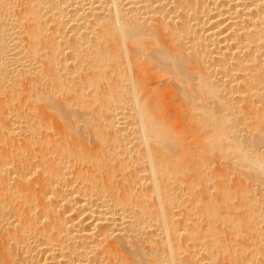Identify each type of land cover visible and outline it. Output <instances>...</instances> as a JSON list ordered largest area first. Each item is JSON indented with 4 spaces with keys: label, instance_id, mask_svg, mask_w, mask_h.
<instances>
[{
    "label": "bare ground",
    "instance_id": "6f19581e",
    "mask_svg": "<svg viewBox=\"0 0 264 264\" xmlns=\"http://www.w3.org/2000/svg\"><path fill=\"white\" fill-rule=\"evenodd\" d=\"M17 1L0 0V264H200L198 259H193L199 249L206 252L209 264H246L247 261L264 264V0H210V5L213 4L210 7L207 0L183 1L182 9L187 7L189 12L194 14L198 10L201 14L197 18L198 12L195 13L194 24L204 25L214 20L212 17H220L203 28L206 37L202 43L191 49L187 46L190 51L181 45L178 48L175 44L172 48L163 45L159 38L160 31H164L160 28L167 23L161 18L167 17L162 12L163 4L157 7L162 10H156L158 13L153 15L154 22H158L157 15L164 23L153 25L142 19L144 7L152 3L150 0L149 4L147 0H137L142 5L134 0H25L30 3L19 14ZM129 2L133 6L130 11L129 6L125 7L127 13L123 5ZM169 3L175 9L179 5L176 1ZM210 9L215 10L213 14H208ZM90 16L101 27L94 39L80 31L92 32L86 25L92 23L87 21ZM193 17H179L181 24L174 25L171 31L174 38L189 33L197 41L200 35L195 34L199 31L190 22ZM21 18L30 22L22 30L19 29ZM79 20L83 23L75 25ZM222 21L226 22L219 27ZM48 22L53 25L49 24L52 27L48 34L52 30V35L47 37ZM69 22H76L72 27L74 37L66 41L65 27ZM227 28L230 31L226 34ZM72 30L69 32L73 34ZM21 31L26 33V39L20 37ZM60 38L64 39L63 46L58 41ZM64 48L65 52L69 48L75 56L81 52L92 55L88 63L85 61L86 67L83 63V68L89 69L87 73L80 69L82 59L81 62L71 59L75 62L69 67L70 60L65 56L60 58ZM121 52L124 62L119 60ZM213 53L219 56L208 63ZM40 56L45 60L40 61ZM211 66L216 68L218 78L214 77ZM76 70L79 82L71 83L72 88L65 80ZM122 70L127 74V83L123 81ZM66 88L67 96L68 89L75 91L74 103L70 97V102L67 97L60 98ZM164 92L172 99L171 94L179 95L181 101L177 96L175 101L178 99L177 103L181 104L173 105L177 115L182 111V119L173 122L167 118L175 114L173 107L167 111L174 113L164 114L169 98ZM234 92L240 93V97H235ZM240 100L246 105H240ZM169 101L173 100L169 98ZM72 105L79 110L75 112ZM249 113L251 121H248ZM118 114L133 119L129 122L126 117L127 126L132 125L127 133ZM77 123L82 124L81 131L82 126L86 127L89 140L82 136L85 129L80 135ZM131 133L136 144L144 146L142 150L137 145L142 151L137 147L130 150L132 153L138 150L136 157L131 152L132 157L128 156V149L134 146L124 149L125 143H120L124 134ZM127 136L122 141L132 142V137L128 140ZM109 152L113 153V159L123 154L131 161L125 164L119 158L113 164ZM142 158L147 163L148 171L142 168L148 172L146 179L152 189V192L144 191L147 195L140 191L141 194L132 193L135 185H130L134 177H139L141 168L135 165ZM212 162L218 165H214L219 169L215 173L220 177L227 180L232 175L236 180L230 186L238 200L236 208H242L239 215L235 213L236 217L229 215L231 208L230 213L225 211L229 216H222L220 211V207L228 206L229 186H217L220 189L217 193L213 191L214 197L208 194L207 180L219 178L209 173ZM131 163H135L131 166L134 165L132 178L127 175L129 171L119 177L129 183H120L121 179L115 183L116 175ZM185 171H191L197 180L193 179L194 183L187 179L192 181L190 184L182 181L186 183L182 187L183 190L186 187L184 194L200 195L198 201H203L199 214L206 224L198 231L199 237H196L198 229L187 228V223L183 226V221L188 219L185 215L182 225H178L179 216L174 211L180 208L178 199L183 193L177 197L173 179L180 180L183 176L179 175ZM139 178L133 182L143 186L145 183ZM149 192L154 193L156 200L149 197ZM145 196L153 199L154 211L150 210ZM180 200L181 204L190 201ZM190 206L191 203L184 206V211L189 207L192 213L197 205ZM154 226H159L161 240L155 238L159 234L156 235L158 227ZM222 231L229 235L233 232L239 239L248 237L249 245L231 251L228 241L224 243ZM196 238L202 240L197 243L195 240L191 246H197L198 251H193V256L189 252L188 256L182 255L185 241L190 244ZM221 249L226 252L222 255L223 262L222 258L217 259Z\"/></svg>",
    "mask_w": 264,
    "mask_h": 264
},
{
    "label": "rangeland",
    "instance_id": "374dc122",
    "mask_svg": "<svg viewBox=\"0 0 264 264\" xmlns=\"http://www.w3.org/2000/svg\"><path fill=\"white\" fill-rule=\"evenodd\" d=\"M28 1H29V0H28ZM28 1H27V2H26L25 0H24V1H22V0H18V1H17V3L19 2V3L17 4L18 6L16 5V10H19V11H17L18 14H19V12H20L24 7H26V6L28 5V3H30V2H28ZM139 1H140V0H139ZM139 1H137V0L135 1V0H134V3L136 2L137 5H142L143 2H139ZM154 1H155V3L153 4ZM159 1H160V0H159ZM159 1H158V0H150V2H152V3H150L149 0H147L148 4L150 3V5H147V6L144 7V9H145L144 12H145V14L143 13V11H142L143 8H142V9H141V14L143 13V14H142L143 18H142V19H146V21L148 20L149 22L151 21L152 23H150V24H153V25L159 24V23H161V22L164 23L165 21L167 22V23H166V27H164V25H163V26L160 28V30H161V29H164V31L161 30V31H160V34H161V35H159V38H160V39L162 38L161 41H162L163 45L166 43L165 45H166L167 47H169V46L171 45V46H170L171 48L174 47V46H176L175 48H178V47L181 45V46L184 48V50H185V48H186L185 51H190V49H191L192 46H193V47H196L197 43H202V41L205 40V37H206V36H204V35H205V32L203 31V28L206 27L211 21H214V20L220 18V17H218V16H215L216 18H215V17H212V19H214V20H211V19H210V20H209L210 22H207V23H205L204 25L202 24V22H200V23L198 22V23H196V24H198V25H196V24H194L195 22H197V21L195 20V19H196V16L198 15L197 18H200V17H201V14H200V12H198V10H197L196 12H194V14L191 13V12H189V11H191V10L188 9L187 7L185 8V5H186L185 3H184L185 5L183 6V8H185V9H182V7H181V6L183 5L182 2H183V1L185 2V0H161L160 3H159ZM162 1H163V2H162ZM169 1H170V2H171V1H172V2H173V1H176V5H177V4H179V5H178V6L176 7V9H175V7H173L172 4L169 3ZM187 1H188V0H187ZM189 1H190V0H189ZM189 1H188V2H189ZM191 1H192V0H191ZM207 1H208V2H207ZM207 1H206V4H208V3L210 2V0H207ZM21 2H22V3H21ZM24 2H25V3H24ZM147 2H146V4H147ZM165 2H166V3H165ZM167 2H168L169 4H168ZM20 3H21L22 5H21ZM23 3H24V4H23ZM136 3H135V4H136ZM180 3H181V4H180ZM25 4H26V5H25ZM129 4H130V5H129ZM143 4H144V3H143ZM161 4H163V6H162V9H163V10H162V9H159V10H162V12L166 14V16H167L166 18L168 19V18L170 17V19L167 20V19L165 18L164 15L161 16L162 12H159L161 18L164 19L165 21H162V20L159 21V20H160V17L158 18L157 15H156L155 18L157 19V21H158L159 23H158V22H154V15L158 13V12H156V10L159 11L158 8L161 7ZM165 4H166V6L164 7ZM174 4H175V2H174ZM174 4H173V5H174ZM210 4H211V3L208 4V5H209L208 7H210V6L213 5V4H212V5H210ZM180 5H181V6H180ZM21 6H22V7H21ZM123 6H124V10H125V12L129 13V11H130V9H131L130 7H132L133 5L129 2V3H126V4L123 5ZM128 6H129V9H128L129 11L125 9V7L127 8ZM150 6H151L152 9L154 8V10H155L154 13H153L152 9L150 8ZM168 6L172 7L173 9H172V8L170 9V7H168ZM174 6H175V5H174ZM179 6H180L181 8H178ZM157 7H158V8H157ZM163 7H164V8H163ZM166 7H167L168 9H166ZM19 8H20V9H19ZM67 8L70 9L71 7H68V6H67L66 9H67ZM146 8H147V9H146ZM148 8H149V9H148ZM69 9H68V12L70 13L71 11H69ZM108 9H109V6H107V11H108ZM164 9H165L166 11H165ZM177 9H179L180 12H179V10H177ZM186 9H187V10H186ZM70 10H71V9H70ZM149 10H151V12H152L151 14H150V12H147V11H149ZM168 10H169V11H168ZM172 10H174V12H175V10H176V13L174 14V12H173ZM209 11H210V12H209ZM214 11H215L214 9H212V10L210 9V10H208V14H213ZM170 12H173V14L170 13ZM183 12H184V13H183ZM197 12H198V14H197ZM96 13H97V12H96ZM179 13H180V15H178ZM185 13H186V14H185ZM188 13H190L191 15L188 14ZM195 13H196L197 15H196ZM153 14H154V15H153ZM192 14H193V15H192ZM148 15H149V16H148ZM169 15H170V16H169ZM176 15H177V16H176ZM186 15H187V16H195V17L192 18V20H190V22L193 21V24H194V25H193V28H195V29L197 30V32L199 31V33H195V34H198V35L202 36V37L199 36V38H197V41H199V42H197L196 40L193 39L194 34L191 35V34L188 33L189 35L186 34L187 37L184 36L185 34L182 35L183 37H182V36H179V37L176 38V36H175V38H176V39H175V38H174V34H172V32H171V31H173L172 28H173L174 25L176 26L177 23H178V25L181 24L180 22H182V19L179 20V17L181 18L182 16H186ZM48 16H49V15H46V17H48ZM144 16H146L147 18L144 17ZM171 16L173 17V19H172ZM178 16H179V17H178ZM148 17H149V18H148ZM163 17H164V18H163ZM174 17H176V18L178 17V18H177V19H176V18L174 19ZM158 19H159V20H158ZM177 20H178V21H177ZM199 20H200V19H199ZM87 21L92 22V23H90V24H89V23H86V25H87L89 28L92 29V32H90V33H89V32L86 33V31H85L84 29H83V30L81 29L80 31H81V33H83V32L85 33V34L83 33L85 37H86V35H88V36H87L88 38H92V39H94V37H95V33H96V30L101 29V27H100V25L95 24V20L92 18V16L87 17ZM155 21H156V20H155ZM172 21H173V22H172ZM176 21H177V22H176ZM179 21H180V22H179ZM22 22H23V23H22ZM27 22H28V23H27ZM80 22H81V23H80ZM174 22H176V23H174ZM225 22H226V21H225ZM225 22H224V23H225ZM29 23H30V22L28 21V19H26V18H25V19L21 18V23H20L21 28L19 27V29L22 30L24 27H27ZM75 23H76V22H69L68 24H66L67 26H66L65 28L68 29V30H65V35L67 36V37H65V40H66V39L69 40V39H72V38L74 37V29L72 30V27H73V24H75ZM82 23H83V21H82V20H81V21L79 20V22L77 21V23H76L75 25H81ZM146 23H148V22H146ZM169 23H170V24H169ZM224 23H223V21H222V23L220 24L219 27L223 26ZM23 24H25V25H23ZM49 24H50V25H53L52 22H50V23L48 22L47 30H46V32H45L46 36H47V34L49 33V30H50L51 27H52V26H50ZM71 24H72V25H71ZM91 24H92V25H91ZM68 25H69V26H68ZM75 25H74V26H75ZM195 25H196V27H195ZM22 27H23V28H22ZM48 27H49V28H48ZM69 27H70L71 29H70ZM163 27H164V28H163ZM199 27H200V28H199ZM48 29H49V30H48ZM170 29H171V30H170ZM199 29H200V30H199ZM228 29H229V30H228ZM70 30L73 31V34L69 32ZM89 30H90V29H89ZM168 30H170V31H168ZM201 30H202V31H201ZM72 31H71V32H72ZM200 31H201V32H200ZM227 31H230V28H227V29H226V34L228 33ZM51 32H52V30L50 31V35L48 34L49 36L52 35ZM224 32H225V31H224ZM224 32H223V34H225ZM91 33H92V34H91ZM163 33H164V34H163ZM21 36L25 37V39H26V33H24V32L21 31V35H20V37H21ZM47 37H48V36H47ZM185 37H186V40H185ZM191 37H192V38H191ZM178 38H180V39H178ZM182 38H184V40H183ZM200 38H201V39H200ZM160 39H159V40H160ZM165 39H166V40H165ZM168 39H169V40H168ZM170 39H171V40H170ZM198 39H199V40H198ZM203 39H204V40H203ZM62 40H63V41H62ZM67 40H66V41H67ZM189 40H190V42H189ZM192 40H193V42H192ZM58 41H59L60 45H62V46L64 45V39L60 38V39H58ZM165 41H166V42H165ZM174 41H175L176 43H175ZM186 41H187L188 43H185ZM21 42H22V43L24 42V43H23L24 45L27 44V43L25 44L24 39H22ZM61 42H63V44H61ZM167 42H168V43H167ZM191 42H192V43H191ZM184 43H185V47H184ZM174 44H175V45H174ZM165 45H164V46H165ZM173 45H174V46H173ZM194 45H195V46H194ZM187 46H188L190 49H188ZM83 47H85V46H83ZM170 47H169V48H170ZM187 49H188V50H187ZM64 50H65V48L63 49V51H62V53H61L62 56H61V57L59 56V57H60V58H62L63 56L67 57V61L70 60L69 63H67V65H68L69 67H70L71 65L73 66V63L75 62V61H72L71 59H74V60H76V61H79V60L82 59V62L79 61V62H81V65H80V69H81V68H83L84 64H85V67H86V63H88L89 60H90V58H92V55H89V53H87V55H83V53L81 52L82 54L80 53V54H78V55L75 56V55H74V52H72L69 48L66 49L67 52H65ZM84 51H86V49H84ZM224 51H225V50H224ZM63 52H64V53H63ZM68 52L70 53V55H69ZM225 52H228V50L226 49ZM66 53H68V54H66ZM65 54H66V55H65ZM216 55H218V54H214V53H213V56H212V55L210 56L211 59L208 57L207 62H208V63H212V62H214V61H215V58L217 57ZM71 56H72V57H71ZM121 56H122V57H121ZM218 56H219V55H218ZM86 57H87V58H86ZM123 57H124V56H123V53L121 52V53H120V59H119L120 62H122V61L124 62L125 59H123ZM212 57H213V58H212ZM37 58H38L37 60H39V56H37ZM68 58H69V59H68ZM84 59H85V60H84ZM88 59H89V60H88ZM121 59H122V61H121ZM209 59H210L211 62L209 61ZM44 60H45V57H44V56H43V57L40 56V61H44ZM83 61H84V62H83ZM85 61H86V63H85ZM83 63H84V64H83ZM72 66H71V67H72ZM122 67H124V66L122 65ZM124 68H125V67H124ZM124 68H123V70H125L126 72H128V71H127V68H126V69H124ZM210 68H211V69L214 68L212 73L214 74V77H215V78H218V77H217L218 74H217L216 71H215L216 68H215L214 66H213V67L211 66ZM84 69H85V70H84ZM106 69L108 70V68H106ZM83 70L85 71V72H83V74H84V73H87V71H88L89 69H88V68H83ZM83 70H79V71L82 73ZM123 70H122V71H123ZM137 70H140V69L138 68ZM76 71H77V72H76ZM76 71H74V74H72V73H71V75L69 74V75H68L69 78H68V76H66L67 79L65 80V82L68 84L69 87L72 85L71 87L73 88V84H71V83H78V82H79V80H78V76H76V75H79V72H78V70H76ZM125 71H123V72H124V73H123V74H124V76H123L124 80H123V81H124V83H127V81L125 80V79H127V76H126L127 74H126ZM214 71H215V72H214ZM246 71H247V70H246ZM61 72H63V71H61ZM77 73H78V74H77ZM215 73H216V74H215ZM238 74H243V72H242V73H241V72H238ZM73 75H74V76H73ZM112 75L114 76L113 73H111V76H112ZM72 77H73L74 79H73ZM70 78H72V79H71V82L69 83ZM237 80H238V79H237ZM75 81H76V82H75ZM180 81H181V80H180ZM238 81H239V80H238ZM178 82H179V80H178ZM236 82H237V81H236ZM238 83H239V82H238ZM180 84H184V83L181 81ZM233 84H234V86H236V87L239 85V84L237 85V83H233ZM240 85H242V84L240 83ZM238 87H239V86H238ZM63 90H64V89H63ZM63 90H62V92H63ZM69 90H70V91H69ZM88 90H89V88H88V89H85V92L88 91ZM62 92H61V94L59 95L60 98L63 97V99H64V97H67V98H66L67 101L71 98L72 101L69 100V102L71 101V103H74L73 101L76 100V99L74 100V99L72 98V97L75 95V91H74V90L68 89V92H70V93H68V94H69L68 96H67V88L64 90V93L66 92V95L63 96V95H62V94H63ZM73 92H74V94H73ZM83 93H84V92H83ZM236 93H237V94H236ZM162 94H163V95H166L165 92L162 93ZM71 95H72V96H71ZM171 95H173V98H174V99H172V96H170V95H168V94H167L166 96H168L171 100H173V101L176 102V103H174L173 101H171V102H172V103H171V102L169 101V98H168V101H167L168 104L166 105V107H164V114H165V113L167 114V112H169V113L167 114V115H169V114H171V113H174L173 111H175V114H174L173 116H171V115H172V114H171L169 117H167L168 119H170V121L175 122L176 119H177V120H179V118L182 119V111L179 112V115H177V114H178V113H177L178 111H177L176 108H175V106H178L177 104H181V103H179V102L177 103V101H178V99H179V95H178L177 93H176L175 97H174V94H171ZM233 95H234L235 97H237V96L240 97V93H238V92H234ZM236 95H237V96H236ZM176 96L178 97L177 101H175ZM68 97H70V98L68 99ZM75 98H76V96H75ZM166 98H167V97H166ZM163 99H164V97H163ZM180 99H181V98H180ZM180 99H179V101H181ZM164 101H165V100H164ZM240 101H241L240 105H242V104H243V106L246 105L245 102H244V100H243V101L240 100ZM169 102H170V103H169ZM173 104H174L175 106H174ZM238 104H239V102H238ZM182 105H183V104H182ZM182 105H180V106H182ZM72 106H73L74 108H76V109L73 108L75 112H77V111L79 110V109H78L77 107H75L74 105H72ZM72 106H71V107H72ZM167 107H169V108L166 109ZM172 107H173L174 110L172 109ZM73 109H72V110H73ZM77 109H78V110H77ZM169 109H171V110H173V111H172V112H171V111H167V110H169ZM165 110H166V111H165ZM162 111H163V109H162ZM170 112H171V113H170ZM162 113H163V112H162ZM167 115H166V116H167ZM117 116L119 117V122H121L122 125H123V123H124L123 126H124L125 129H126V130H124V131L127 133V132H128V131H127V130H128V127L132 126L131 124H130V126H127V125H128L127 122H128V120L130 119V117L126 116V117L129 118V119H127L126 117H125V118H124V117L122 118V116H121L120 114H118ZM120 116H121V117H120ZM178 116H179V117H178ZM248 116H249V118H248L249 120H248V119H246V120L251 121V120H252V114L249 113ZM121 118L124 119V120L122 121ZM131 118H133V117L131 116ZM171 118H172V119H171ZM174 119H175V120H174ZM125 121H127V122H125ZM130 121H133V119H132V120L130 119L129 122H130ZM122 122H123V123H122ZM77 124H78L77 127L79 128V130H78V128H77V130L79 131L80 135H82L83 131L85 132V130H86L85 128H86V127L84 128V126H82V127H83V131H81L82 128H81V130H80V127H79V126H81L82 124H79V123H77ZM133 125H134V124H133ZM119 126H120V123H119L118 127H119ZM240 126H241V125H240ZM126 127H127V128H126ZM133 127H134V126H133ZM133 127H132L131 129H136V128H133ZM120 128H122V126H121ZM84 129H85V130H84ZM131 129H130V130H131ZM243 130H244V129H242V132H243ZM244 131H245V130H244ZM87 132H88V131L86 130L85 133H87ZM125 132H124V133H125ZM85 133H83L82 136H85V137L88 138V140H89V132H88V134H86V135H85ZM118 136H119V135H118ZM124 136H127V135L124 134ZM124 136H123L122 139L125 138ZM130 136H131V137L133 136L132 133H131ZM130 136H127V137H128V140H129ZM118 138H121V137L119 136ZM133 138H134V137H132V142L130 141L131 139L129 140V142H131V145L129 144L128 141H125V140L122 141V139H120V140H121V142H120L121 144H122V142H123V144L125 143L124 146H123L124 149H128V145H129L130 147H131V146H134V147H132V148H134V149H132V148H131V149H128V150H129V154H130V152H131L130 150L134 151V150H136V149L138 148L137 145H139V147H140V148H143L142 150H144V146H143V145H140V143L136 144L137 140H136V142H135V140H133ZM125 139L127 140V138H125ZM133 141H134V142H133ZM126 142H128V143H126ZM125 146H126V148H125ZM130 147H129V148H130ZM136 147H137V148H136ZM119 149H120V148H118V150H119ZM120 150H122V149H120ZM138 150H141V149L138 148ZM138 150H137V152H135V153H132V152H131V154H132V155H134V154L136 155V154L138 153ZM142 150H141V151H142ZM141 151H140L139 154H141ZM109 153L111 154V152H109ZM129 154H128V156L132 157L131 154H130V155H129ZM135 155H134V156H135ZM137 155H138V154H137ZM111 156H112V159H113V153L111 154ZM125 156H126V155H125ZM125 156L122 154V155H120V156H118V157H115L111 162H112L113 164H116V163H118V160H119V158H120V161L122 160L123 163L126 162L125 164H128L127 162L131 161V159H129V160H128V158L125 159V158H126ZM134 156H133V157H134ZM124 157H125V158H124ZM135 157H136V156H135ZM123 158H124V160H123ZM142 160H143V158L141 159V162L139 161V162H140V165H139V162H137L135 166H136L137 169L141 168V169H139V171L143 173V176L140 175V174H142V173L138 172L139 177H141V178H139V177H134V179H132V181L130 182V185H131V186H132V185H133V186L135 185V187L132 186L134 189L131 190V191H132V193H136V194H141V193L144 192V191H145L146 193H148L149 190L152 192L151 186L149 185V184H150V183H149L150 181H149V179H146V177L148 178V176H147V174H148V172H147V171H148V169H147V163H146L145 161H142ZM141 163H142V164H141ZM132 164H135V163H131V164H129L130 166H129V165H126V169H125V167L122 168V170H121V171H123L122 175H120V173H121L120 170H119V171H120L119 173H118V170H116L115 175H116V173H118V174L116 175V178H114L115 183H119L118 180L121 179V178L124 176L125 173H128V171H129V173H128L127 175H129V176H128L129 179L132 178V176H130V175L133 174V173L130 174V172L134 171V170H133L134 165H133V167H131ZM137 165H138V166H137ZM144 165H145V166H144ZM210 165H211L213 168H212ZM214 165H216V166L218 167V165H217L215 162H212V163L209 164L210 167L208 166V167H209L208 169H209L210 171L206 169L207 167H205V166L202 167L205 171H209L210 174H211V172H213L212 174H215V175L217 174L216 177L219 176V178H214V177H213V178L207 180V182H206L207 190L209 189V191H208L209 193H208L207 191H206V192H207L208 194H212L211 196H213V191H214L215 193H217V192L219 191L220 188L217 189V186H218V187H219L220 185L224 186V184H225V186H229V187H228V189H229L230 186H231L233 183H235V181H236L235 179H233L234 177H233L232 175H228V177H227V180H228V181L225 180V178L220 177L219 173H215V172H219V169H218L216 166H214ZM81 166H82V165H80L79 168H81ZM139 166H140V167H139ZM142 166H143L144 168L147 169V171H146L147 173L145 172V169L142 168ZM211 168H212V169H211ZM123 169H124V170H123ZM216 169H217V170H216ZM144 172H145V175H144ZM190 172H191V171H190ZM190 172L188 171V173H187V171H185L186 175H185V173H182L181 175H179L180 177L183 176L182 178H184V179H182V178L180 179V180H181V183L179 182L180 180L177 179V180H178V181H177L176 179H175V180L173 179V181H174L173 184H174V185H173V184H172V185L174 186V189H175V187H177V189H178V190H176V189L174 190L175 194H176V195L178 194L177 197L180 198L179 193H180V195H181V193H183V196L181 195L182 197L180 198V199H182V202L187 201V200L190 199L189 202H185V204L182 203L184 206H186V205L188 206V204L190 205V203H191L190 208H191V207H194V206H196V205H197L198 207L196 206V209H195V207L193 208V212H192L193 214L190 213L191 211H188V210H189V207H188V209H186L187 212H188V213H187L186 210L184 211L185 208H184V206L181 204V200L178 199L180 205H179V206L177 205V206L180 207V208L182 209V211H181L180 208H178V209H180V210H178L177 208H175V210H174V209H173V210L175 211V215L179 216V217H178V221H177V222L179 223L178 225H179V226L182 225V221H181V220H185L184 218H185V216H186V217L188 218V219H187L188 221H187V220H186V222L183 221V226L187 223V224L185 225L187 228H189V229H192V228L194 229V228H195L194 230L198 229V230H197V234H196V231H194L193 233H194V235L196 234V237H199L201 234H200V232H198V231H201L200 229H203V228H201V227H202L203 225L206 224V223H205L206 221L204 220V218L202 217V215L199 214V209H200L199 207H200V205L202 204L203 201H202V199L200 200L201 202L198 201V197H199L200 195L198 196V195H195V194L193 193V194H194V195H193L194 197H193L191 193L187 192V195H188V196H187L186 193L184 194V192H185L184 190H185L186 187L184 188V190L182 189V187L186 186V183H187V184L192 183L193 179H194V181H195V178H196V180H197V177H195L194 175H192V173H190ZM192 172H193V174H194V171H192ZM189 174H190V175H189ZM118 175H119V176H118ZM127 175H126V176H127ZM184 175H185V176H184ZM191 175L193 176V178H191ZM117 176H118V177H117ZM126 176H125V177H126ZM188 176H190V177H188ZM231 176H232V178H230ZM119 177H121V178H119ZM144 177H145V178H144ZM185 177H186V178H185ZM138 178H139V181H140V182L143 181V183H145V184H143V186H142V183H141V184H140V183H136V184H134V182L137 181ZM190 178H191V179H190ZM229 178H230V180H229ZM140 179H141V180H140ZM187 179H188V180H192V181L189 182ZM222 179H224L225 181L222 180ZM144 180H145V182H144ZM184 180H185V181H184ZM186 180H187V182H186ZM216 180H218V182H217ZM133 181H134V182H133ZM146 181H147V183H146ZM148 181H149V182H148ZM182 181H183V182H186V183L183 184ZM194 181H193V182H194ZM222 181H224V182H222ZM137 182H138V181H137ZM177 182H178V183H177ZM210 182H211V183H210ZM225 182H227L228 185H227ZM120 183L128 184L129 182L127 183V181L125 182L124 179H121V182H120ZM132 183H133V184H132ZM176 183H177L178 185H176ZM194 183H195V182H194ZM213 183L216 184V185L214 186ZM218 183H219V185H218ZM221 183H222V184H221ZM231 183H232V184H231ZM137 184H138V186H139V184H140V188H141V189L138 188ZM180 184H181V185H180ZM208 184H209V186H208ZM211 184H212V185H211ZM146 185H147V186H146ZM183 185H184V186H183ZM148 186H149V187H148ZM144 187H146V188H144ZM196 187H197V186H196ZM208 187H209V188H208ZM210 187H212V191H210V189H211ZM214 187H216V189H213ZM137 188L140 189V190H138ZM142 188H144L143 191H141ZM224 188H225V187H224ZM230 189H231V191H230V193H231V194H230V198L232 199V196H233L234 198H233L232 200L229 198L230 201L228 200V206H224L225 208H226V207H229V209H228V208H227L226 210H224L225 208L221 209V208L223 207V206H222V207H220V211H223V212H221V213H222V216H225V215H226V216H229V215L232 214L231 216L234 217V216H235V213H236L237 215H239V214L241 213L242 208H238V207H237L238 209L236 208L235 205L237 204L238 200H236L237 197H235V195L233 194L234 190H233L232 188H230ZM179 190H183V192H182V191L180 192ZM217 190H218V191H217ZM139 191H140L141 193H140ZM178 191H179V192H178ZM186 191H187V189H186ZM232 191H233V192H232ZM145 192H144V193H145ZM146 193H145V194H146ZM190 194H191V195H190ZM146 195H147V194H146ZM153 195H154V193H151V195H150V192H149V197L152 196V198L154 199L155 196L153 197ZM189 195H190L191 197H190ZM205 195H206V194H205ZM205 195H204V196H205ZM231 195H232V196H231ZM185 196H186V198H185ZM197 196H198V197H197ZM206 196H207V195H206ZM214 196H215V195H214ZM214 196H213V197H214ZM147 197H148V196H145V199H146ZM196 197H197V198H196ZM152 198H148V199H146V200H148V202H147V201H146V202L148 203L149 206L151 205V206H150V207H151L150 210L154 211L155 208H156V206H154L155 204L152 203V202H153V199H152ZM194 199L196 200V202H194V201H195ZM154 200H156V198H155ZM197 201H198V202H197ZM236 201H237V202H236ZM154 202L156 203V201H154ZM193 202H194V205H193ZM152 204H153V206H152ZM229 204H230L231 206H230ZM192 205H193V206H192ZM153 207H155V208L153 209ZM186 208H187V207H186ZM197 208H198V209H197ZM230 208L232 209V212H231V209H230ZM235 208H236V209H235ZM177 210H178V212L180 211V214H179L178 212L176 213ZM191 210H192V209H191ZM196 210H197V211H196ZM183 211H184V212H183ZM225 211H228L229 213H230V212H231V213L228 215V214H225V213H227V212H225ZM181 212H182V213H181ZM185 212H186V213H185ZM195 212L198 213V214H195ZM238 212H239V213H238ZM189 213L192 214V215H189ZM181 214H182V218H181ZM186 214H188V216H187ZM194 214H195V215H194ZM184 215H185V216H184ZM193 215H194V216H193ZM198 215H200L199 217H201V218H199ZM237 215H236V216H237ZM177 216H176V220H177ZM189 216H190V217H189ZM236 216H235V217H236ZM174 217H175V216H174ZM197 217H198V219H197ZM201 219H203L204 221H203V222H200V223H201V225H200L199 221H197V220H201ZM194 220H195V221H194ZM190 222H191L192 225L190 224ZM197 222L199 223V226H200V227L197 225V224H198ZM193 223H194V224H193ZM155 225H157V224L155 223ZM193 225H195V226H193ZM183 226H182V227H183ZM188 226H189V227H188ZM190 226H192V227H190ZM196 226L199 227V228H196ZM154 227H155V226H154ZM154 227H151V229L156 231L155 228L158 227V231H156V235H157V233L159 234V233L161 232V231L159 232V230H160L159 226H157V227H155V228H154ZM149 229H150V228H149ZM227 231H228V230H227ZM222 232H224V233H222V236H223V238H224V243L228 241V244H227V243H226V244L228 245L227 247H228L229 249L231 248V251H232L233 249H234L233 251H235V250H237L238 247L240 248L241 246L244 247L243 244H245V246L249 245V242H250L249 240H250V239H248V237H245V236H244L245 239L248 241V242H247L245 239H243V237H242L243 234H240V235H241L240 237H242V238L239 239V237H238L239 235H238V236H237V235H234L233 232H230V235L227 234L226 231H222ZM183 233H184V232H183ZM201 233H203V231H202ZM228 233H229V232H228ZM231 233H232V234H231ZM226 235H229L228 239H226V238H227ZM232 236H235V238H237L238 241H237L236 239H234V237H232ZM155 238H156V239L158 238L159 240H161V238H162V233L159 234L158 237L156 236ZM229 238H232V239H229ZM225 239H226V240H225ZM159 240H158V241H159ZM195 240H196V243H197V241H200V240H202V239H199V240H198V238H196V239H194V241H191L190 244H189V241H188V240L185 241V242H186L185 245L188 243L186 246L189 245L188 247H191L192 249L195 248V249L192 250L191 248H188V247H186V246L184 245L185 250H184V249L182 250V248H181V250L183 251V252L181 251V252H182V253H181L182 255H187V256H188V255H189L188 252H189L190 255L193 256V254H194L193 251H196V250L198 249L197 246L194 247V245H195ZM229 240H231V241H229ZM240 240H241V241H240ZM242 240H243V241H242ZM193 242H194V243H193ZM241 242H242V243H241ZM192 243L194 244L193 247L191 246ZM237 243H240L241 245H239V244H237ZM233 245H234V246H233ZM238 245H239V246H238ZM163 249H164V248H163ZM186 249H188V251H186ZM221 250H222V249H221ZM221 250H220V254L218 255L217 259L222 258V262H223V261H225L224 258H223V256L226 254V252H224L223 250L221 251ZM190 251H191V252H190ZM197 251H198V250H197ZM201 251H202V250H201ZM164 252H165V250H164ZM198 252H199V253H198ZM198 252H197L198 254H196V252H195L193 259H194V260H195V259H196V260L198 259V262H200V264H209V262H210L209 259H208V260L205 259V258H208L206 252H205V251L200 252V249H199ZM200 253H201L202 256L200 255ZM198 255H199V256H198ZM222 255H223V256H222ZM219 256H221V257H219ZM199 259H201V260H199ZM201 261H202V262H201ZM220 263H221V262H215L214 264H220ZM250 263H252V262H251V261H249V262L247 261V262H246V264H250ZM198 264H199V263H198ZM221 264H222V263H221Z\"/></svg>",
    "mask_w": 264,
    "mask_h": 264
}]
</instances>
